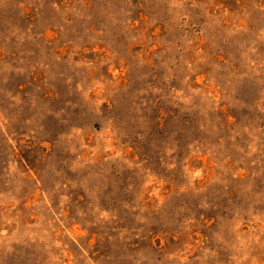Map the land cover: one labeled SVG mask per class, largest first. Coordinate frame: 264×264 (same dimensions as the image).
<instances>
[{
	"label": "rangeland",
	"instance_id": "374dc122",
	"mask_svg": "<svg viewBox=\"0 0 264 264\" xmlns=\"http://www.w3.org/2000/svg\"><path fill=\"white\" fill-rule=\"evenodd\" d=\"M0 264H264V0H0Z\"/></svg>",
	"mask_w": 264,
	"mask_h": 264
}]
</instances>
